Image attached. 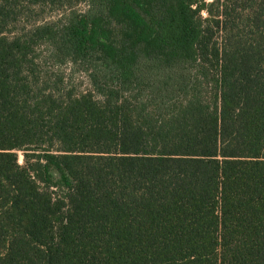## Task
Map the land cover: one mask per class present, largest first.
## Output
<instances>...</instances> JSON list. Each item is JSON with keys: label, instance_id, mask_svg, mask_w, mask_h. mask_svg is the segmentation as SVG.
Returning a JSON list of instances; mask_svg holds the SVG:
<instances>
[{"label": "trees", "instance_id": "1", "mask_svg": "<svg viewBox=\"0 0 264 264\" xmlns=\"http://www.w3.org/2000/svg\"><path fill=\"white\" fill-rule=\"evenodd\" d=\"M84 1L0 0V264H264V0Z\"/></svg>", "mask_w": 264, "mask_h": 264}, {"label": "rangeland", "instance_id": "2", "mask_svg": "<svg viewBox=\"0 0 264 264\" xmlns=\"http://www.w3.org/2000/svg\"><path fill=\"white\" fill-rule=\"evenodd\" d=\"M206 1L211 2L212 0H206ZM70 6L72 9L82 12L87 8V3L84 0H73ZM69 9L70 8H67V7L58 8V7H50V6L44 7L42 9L35 8L34 10L36 13L32 15V17H29V18H27V15H26L24 17V20L21 19V21L17 24V27L19 29H22L23 27H30L35 23L39 24V23H44V22H49V21H56L58 19H61L63 14ZM42 50H44V47H42ZM63 71L67 75H71L69 74L70 70L68 66H63ZM70 77H71V82L75 86L77 91L82 92L90 88L89 80L85 73H82V72L75 73L74 75H71ZM19 163L23 164V157L21 153H19Z\"/></svg>", "mask_w": 264, "mask_h": 264}]
</instances>
